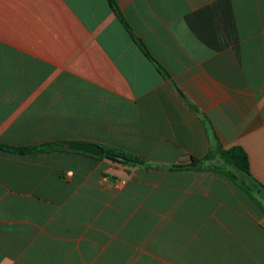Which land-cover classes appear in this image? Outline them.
<instances>
[{
	"label": "crops",
	"instance_id": "1",
	"mask_svg": "<svg viewBox=\"0 0 264 264\" xmlns=\"http://www.w3.org/2000/svg\"><path fill=\"white\" fill-rule=\"evenodd\" d=\"M115 1L166 76L106 0H0V144L148 165L0 149V264H264L242 189L156 168L239 146L264 188V0Z\"/></svg>",
	"mask_w": 264,
	"mask_h": 264
},
{
	"label": "trees",
	"instance_id": "2",
	"mask_svg": "<svg viewBox=\"0 0 264 264\" xmlns=\"http://www.w3.org/2000/svg\"><path fill=\"white\" fill-rule=\"evenodd\" d=\"M110 9L114 12L115 16L122 24L124 29L128 32L134 43L140 49V51L150 60L158 72L162 76H166L165 69L150 55L144 44L137 39L130 28L123 19L115 0H106ZM64 142H52L36 146L27 147H12L8 145L0 144V149L16 152V153H38V152H52V151H67ZM102 155L95 157L97 159H106L111 162L120 163L122 165L131 166H147L148 165L141 160L137 155L118 149L111 146H101ZM80 153V152H79ZM86 156L93 157L88 154L81 153ZM214 157H217V162L210 164ZM209 163V164H207ZM156 168L167 169V170H207L215 173L225 175L230 179L236 186L242 189L255 203H257L262 211L264 207L257 201L256 197L264 198V188L258 185L250 174L248 157L244 150L239 146H233L229 149H222L216 147L214 150H210L207 155L202 159H191L190 163L182 165H171V166H156Z\"/></svg>",
	"mask_w": 264,
	"mask_h": 264
},
{
	"label": "water",
	"instance_id": "3",
	"mask_svg": "<svg viewBox=\"0 0 264 264\" xmlns=\"http://www.w3.org/2000/svg\"><path fill=\"white\" fill-rule=\"evenodd\" d=\"M65 148L69 151L80 152L93 157L102 155V148L93 143L69 142L65 144Z\"/></svg>",
	"mask_w": 264,
	"mask_h": 264
},
{
	"label": "rangeland",
	"instance_id": "4",
	"mask_svg": "<svg viewBox=\"0 0 264 264\" xmlns=\"http://www.w3.org/2000/svg\"><path fill=\"white\" fill-rule=\"evenodd\" d=\"M260 198L258 199V202L264 207V198H261V199Z\"/></svg>",
	"mask_w": 264,
	"mask_h": 264
}]
</instances>
